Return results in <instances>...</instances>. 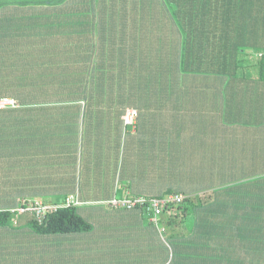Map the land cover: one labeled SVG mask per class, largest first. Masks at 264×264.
<instances>
[{
  "label": "crops",
  "instance_id": "1",
  "mask_svg": "<svg viewBox=\"0 0 264 264\" xmlns=\"http://www.w3.org/2000/svg\"><path fill=\"white\" fill-rule=\"evenodd\" d=\"M45 1L0 7V91L17 113L0 120L15 142L0 200L12 212L72 198L91 228L40 234L30 219L50 213L14 216L0 264H264L259 68L234 79L195 65L165 0ZM175 194L158 217L111 205Z\"/></svg>",
  "mask_w": 264,
  "mask_h": 264
},
{
  "label": "trees",
  "instance_id": "2",
  "mask_svg": "<svg viewBox=\"0 0 264 264\" xmlns=\"http://www.w3.org/2000/svg\"><path fill=\"white\" fill-rule=\"evenodd\" d=\"M165 1L170 3L171 8H175L174 19L178 17L179 25L186 28V32L190 31L194 35L195 65H213L217 68L215 70L217 74L231 76L234 79L250 77L252 69L258 67L259 75L264 77V0ZM25 2L27 4L51 3L45 0ZM25 2L20 1L21 4ZM12 3L19 2L1 0L0 7ZM4 92L0 91L1 99L6 94ZM6 92L10 94V91ZM5 117H17L16 110L11 107L0 110V120ZM4 126V121H0V166L3 161L10 159L6 154H2L4 151L2 147L15 145L10 138L5 137L7 127ZM4 157L6 158L1 162ZM12 158L15 161V157ZM6 188L0 184V198L3 189ZM8 195L13 196V192H8L5 197L7 198ZM182 203L169 204L164 207V212L179 207ZM3 204L5 203L0 200V227L17 225L20 220H15L11 210H5ZM137 207L145 208L147 211V207L142 204H138ZM30 225L40 234L81 232L91 228V225L82 219L73 206L57 209L50 213L41 224L31 218ZM255 237V235H248L247 241L255 243ZM252 253L255 254L256 250L247 251L248 256H252ZM262 253L264 254V251Z\"/></svg>",
  "mask_w": 264,
  "mask_h": 264
},
{
  "label": "built area",
  "instance_id": "3",
  "mask_svg": "<svg viewBox=\"0 0 264 264\" xmlns=\"http://www.w3.org/2000/svg\"><path fill=\"white\" fill-rule=\"evenodd\" d=\"M6 107H16V102L10 98L0 99V109ZM138 113L134 109H128L123 116L124 123L126 125H134ZM184 200L182 195H170L163 199H145V198H136L134 200H123L118 201L114 200L111 202L113 207H127L131 208L133 206H137L138 204H142L147 207V211L152 213L154 217L160 216L164 212V207L169 204H180ZM76 202L72 198H68L65 202V206H73ZM58 209L57 206H47L40 203L36 205H29L26 207H20L17 210L12 211V214L17 218L21 214L24 213H33L40 221L46 218V215L56 211Z\"/></svg>",
  "mask_w": 264,
  "mask_h": 264
}]
</instances>
